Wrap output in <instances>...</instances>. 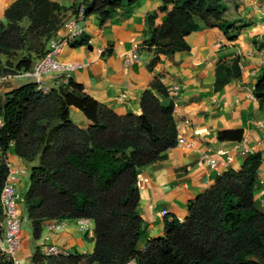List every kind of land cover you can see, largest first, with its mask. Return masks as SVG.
<instances>
[{
  "label": "trees",
  "instance_id": "obj_1",
  "mask_svg": "<svg viewBox=\"0 0 264 264\" xmlns=\"http://www.w3.org/2000/svg\"><path fill=\"white\" fill-rule=\"evenodd\" d=\"M138 1L85 0L66 8L53 0H17L6 10L5 21H0V81L12 72L31 71L69 13L77 14L84 7L85 18L97 16L105 28L121 9ZM171 4L173 9L162 25L154 22L156 14L149 16L146 46L155 53L148 63L150 71L161 56L190 51L186 39L194 32L217 29L227 40L237 39L234 23L224 18L228 8L223 0H164L160 11L166 12ZM253 43L264 50V36ZM87 45L89 38L81 36L71 47ZM18 52L27 53L15 70L10 69ZM241 75L239 58L219 64L216 91ZM254 95L264 104V69ZM73 107L91 122L88 128L71 120ZM174 110L160 80L142 97L138 115H117L72 79L49 93L31 83L3 94L0 149L7 152L13 144L18 157L38 162L31 169L24 196L35 237L50 221L88 219L95 224L92 254L64 258L37 253L34 264H264V209L255 202L262 163L259 153L248 156L240 170L224 173L192 201L184 221L166 220L164 235L142 250L145 224L138 212V171L177 146ZM243 138L242 130L219 134L221 141ZM8 172L6 162H0V193ZM0 264L13 263L0 258Z\"/></svg>",
  "mask_w": 264,
  "mask_h": 264
},
{
  "label": "crops",
  "instance_id": "obj_2",
  "mask_svg": "<svg viewBox=\"0 0 264 264\" xmlns=\"http://www.w3.org/2000/svg\"><path fill=\"white\" fill-rule=\"evenodd\" d=\"M17 0H0V21L6 10ZM63 7L72 8L85 0H53ZM176 3L178 0H171ZM227 6L224 18L233 22L238 34L234 41L217 29H203L187 37L190 51L161 56L158 65L150 71L148 63L155 53L146 46L149 16L156 14L155 23L162 25L169 18L173 4L161 12L164 0H139L135 5L123 8L118 15L101 28L97 16L80 23L89 38V45L67 48L60 59L77 62L82 67L68 75L84 87L85 92L119 116L141 114V99L152 90L156 80L166 86L175 104L174 117L178 139L185 138L189 146L170 149L164 157L150 166L139 169L138 186L140 202L138 212L145 224L141 238L142 250L152 239L165 232L166 220L184 221L189 215V204L213 186L230 170H240L245 159L259 153L262 163L259 169L255 202L264 209V104L254 95L257 78L264 69V50L254 45L256 38L264 36V0H223ZM71 13L68 14V18ZM230 31V36L234 33ZM67 34L64 26L59 36ZM139 46V58L130 64L126 56ZM240 59L242 75L217 92V68L221 63ZM35 83L31 71H19L0 81V98L4 93ZM49 91L58 83L45 76ZM161 100L162 97L159 96ZM71 120L82 128L91 122L76 108L70 109ZM242 130V141H221L219 134ZM8 163L20 171L16 183L20 193L19 213L22 214L24 196L29 189L28 177L38 162L18 157L14 146L9 148ZM215 159L212 167L208 160ZM25 186V189H21ZM26 206V205H25ZM168 215L164 216L163 212ZM46 222L39 238L31 233L22 234L20 262L34 264L37 253L43 255L42 243L57 245L72 254L90 255L95 249V228L88 221L89 231L79 227L78 220H64L63 229L51 228ZM32 223V222H31ZM95 225V224H94ZM34 236V238H33ZM32 239L36 243H31Z\"/></svg>",
  "mask_w": 264,
  "mask_h": 264
},
{
  "label": "built area",
  "instance_id": "obj_3",
  "mask_svg": "<svg viewBox=\"0 0 264 264\" xmlns=\"http://www.w3.org/2000/svg\"><path fill=\"white\" fill-rule=\"evenodd\" d=\"M85 8L82 7L77 14L71 15L65 23L67 34L63 36H55L48 43L47 53L38 59L32 70L31 75L34 78L35 84L38 86V90L43 93H49L50 91L45 86V76L50 75L56 83H67L68 75L82 67V64L77 62H64L60 59L63 52L71 47L72 43L80 38L84 32L80 23L85 21ZM139 46L135 44L133 49L126 56L127 64L132 61H137L139 58ZM4 126L2 119H0V129ZM179 146H189L185 138L178 139ZM13 146V144H11ZM10 151L3 152L0 149V162H6L9 172L1 189L0 193V258H6L13 264H21L18 256L19 251L22 248V236H21V216L19 213V200L20 193L16 186L20 177V171L15 170L8 163V157ZM208 163L215 167L217 161L215 159L208 160ZM163 215H168L167 211L163 212ZM88 219L78 220L79 227L84 231H89ZM63 222H55L51 228L57 230L63 229ZM43 255L51 257H64L69 258L73 254L67 248L57 245H46L42 243ZM129 264H135L131 262Z\"/></svg>",
  "mask_w": 264,
  "mask_h": 264
},
{
  "label": "rangeland",
  "instance_id": "obj_4",
  "mask_svg": "<svg viewBox=\"0 0 264 264\" xmlns=\"http://www.w3.org/2000/svg\"><path fill=\"white\" fill-rule=\"evenodd\" d=\"M5 21V19H4ZM27 52H18L17 55L15 57H13L9 63V66L10 69H16L19 61L23 58V56L26 54ZM5 61V59H4ZM16 73H11L10 75H15ZM28 184L30 185V177H28ZM30 187V186H29ZM26 187L25 186H21V189H25ZM24 198V197H23ZM21 220H22V223H21V230H22V234L24 235V233H31L32 231V223L28 217V211H27V208L25 205L22 206V214H21ZM94 226L95 228V225L93 224L92 227ZM34 238V236H33ZM34 239H32L31 243L33 244L36 243L35 241H33ZM21 264H23L22 262H20Z\"/></svg>",
  "mask_w": 264,
  "mask_h": 264
}]
</instances>
